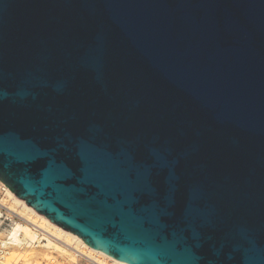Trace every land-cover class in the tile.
Wrapping results in <instances>:
<instances>
[{
	"label": "water",
	"instance_id": "1",
	"mask_svg": "<svg viewBox=\"0 0 264 264\" xmlns=\"http://www.w3.org/2000/svg\"><path fill=\"white\" fill-rule=\"evenodd\" d=\"M0 180L124 264H264V0H0Z\"/></svg>",
	"mask_w": 264,
	"mask_h": 264
},
{
	"label": "rangeland",
	"instance_id": "2",
	"mask_svg": "<svg viewBox=\"0 0 264 264\" xmlns=\"http://www.w3.org/2000/svg\"><path fill=\"white\" fill-rule=\"evenodd\" d=\"M6 198L10 200L9 202L6 203H8L10 207L16 209L15 212L19 216V220H17V222L28 224L22 219L20 214L24 218H30L34 220L37 224L41 225L49 233L52 234L49 235L45 233L46 236H48L54 243L59 245V247H61L62 249L45 247L43 245L44 239L43 240L41 239L43 236L41 232L44 233V231H39V232L36 231L39 235V238L37 241H35V243H32L30 245H24L20 248L10 247L7 254H5L2 258H0V264H72L78 258L76 252L74 251V248L80 247L82 250L88 251L83 246L78 247L77 242L74 239L69 238L67 235L58 232L53 227L42 221L39 217L35 216L32 212L23 210L22 206L14 202L13 198L9 196V194H7V191H6ZM30 227L32 226L30 225ZM3 235L4 232L0 229V237H2ZM88 254L92 256L95 253L88 252ZM99 257H101L102 259L104 258L103 256H99Z\"/></svg>",
	"mask_w": 264,
	"mask_h": 264
},
{
	"label": "bare ground",
	"instance_id": "3",
	"mask_svg": "<svg viewBox=\"0 0 264 264\" xmlns=\"http://www.w3.org/2000/svg\"><path fill=\"white\" fill-rule=\"evenodd\" d=\"M1 183H3L0 180ZM4 184V183H3ZM6 186L7 189V194H9V196H11L14 200V202L20 204L23 208V210H26L28 212H32L35 216L39 217L42 221H44L46 224L50 225L51 227H53L55 230H57L58 232L67 235L69 238L74 239L77 242V246H83L85 247L88 251H84L82 250L80 247L79 248H74V251L76 252V255H86L89 257H93L95 258V255L97 256H103L104 258H108L110 261L117 263V264H124L121 263L120 261H118L117 259H115L113 256L93 248L92 246H90L88 243H86L82 238L78 237L77 235L73 234L72 232H69L67 230L62 229L61 227L55 225L54 223H52L46 216H44L43 214H39L37 213L30 205H28L26 203L25 200H22L20 198H18L15 193L13 191L10 190V188L4 184ZM10 207V206H9ZM12 210H16L12 207H10ZM19 213V212H18ZM20 216L22 217V219L27 222L26 223H21V222H16L15 224L12 225V227L8 230L7 233V239L9 241V245L10 247H22L24 245H30L32 243H35V241L38 240L39 235L36 231H44L41 232L42 236V240L44 239V246L45 247H52V248H61L59 247V245H57L56 243H54L48 236H46L45 233L52 235L51 233H49L44 227H42L41 225L37 224L34 220L30 219V218H24L21 214ZM30 225L32 227H30ZM34 229V230H33ZM9 247V248H10ZM8 248V251H9ZM62 249V248H61ZM88 252H92L95 253L92 256L90 254H88Z\"/></svg>",
	"mask_w": 264,
	"mask_h": 264
},
{
	"label": "built area",
	"instance_id": "4",
	"mask_svg": "<svg viewBox=\"0 0 264 264\" xmlns=\"http://www.w3.org/2000/svg\"><path fill=\"white\" fill-rule=\"evenodd\" d=\"M6 186L0 182V229L4 232V235L0 237V258H2L8 252L10 245L7 239V232L13 224L19 220L18 214L15 210H12L8 203L10 200L6 198ZM72 264H117L109 261V259L101 258L95 255V258L86 255H79L78 258Z\"/></svg>",
	"mask_w": 264,
	"mask_h": 264
}]
</instances>
